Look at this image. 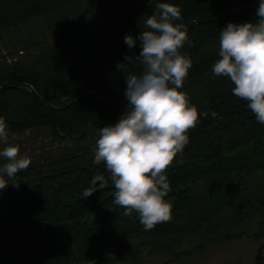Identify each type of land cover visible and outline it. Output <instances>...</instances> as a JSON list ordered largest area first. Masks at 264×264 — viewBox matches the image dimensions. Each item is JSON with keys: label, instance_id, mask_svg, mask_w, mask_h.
I'll return each instance as SVG.
<instances>
[{"label": "trees", "instance_id": "1", "mask_svg": "<svg viewBox=\"0 0 264 264\" xmlns=\"http://www.w3.org/2000/svg\"><path fill=\"white\" fill-rule=\"evenodd\" d=\"M159 2L181 9L176 23L187 39L179 51L192 67L179 91L199 118L166 172L171 218L145 230L138 213L114 204L110 173L93 161L100 129L127 110L125 76L143 71L138 37L155 2L0 0V119L7 144L30 160L4 175L0 264H144L155 253L173 264L214 243L264 235V124L230 79L212 72L220 31L255 22L260 0ZM96 174L107 186L86 197Z\"/></svg>", "mask_w": 264, "mask_h": 264}, {"label": "clouds", "instance_id": "2", "mask_svg": "<svg viewBox=\"0 0 264 264\" xmlns=\"http://www.w3.org/2000/svg\"><path fill=\"white\" fill-rule=\"evenodd\" d=\"M155 13L145 20L140 32L141 52L136 60L143 66L139 74L125 76L126 112L115 126L99 131L94 163H103L115 187L114 204L125 209L124 215L139 214L145 230L171 218V205L165 200L170 191L166 175L174 158L189 142L187 133L196 127L199 113L186 93L179 91L192 67L191 59L180 53L187 36L181 9L159 0ZM255 22L228 23L219 34V58L212 66L216 76L230 79L232 92L247 101V107L264 124V0H260ZM124 42L134 48L136 40L126 35ZM119 67V65H118ZM207 117L208 112L203 114ZM213 118L217 113L213 110ZM8 131L0 119V192L7 186L4 175L12 178L27 169L30 160L20 157L18 146L7 144ZM99 182V189L97 188ZM104 175H94L86 197L106 188Z\"/></svg>", "mask_w": 264, "mask_h": 264}, {"label": "rangeland", "instance_id": "3", "mask_svg": "<svg viewBox=\"0 0 264 264\" xmlns=\"http://www.w3.org/2000/svg\"><path fill=\"white\" fill-rule=\"evenodd\" d=\"M254 230V228H251ZM192 243H184L187 249ZM264 254V235L261 238H245L224 244L214 243L189 257L173 264H256L257 258ZM165 255L155 253L144 257V264H165Z\"/></svg>", "mask_w": 264, "mask_h": 264}, {"label": "water", "instance_id": "4", "mask_svg": "<svg viewBox=\"0 0 264 264\" xmlns=\"http://www.w3.org/2000/svg\"><path fill=\"white\" fill-rule=\"evenodd\" d=\"M238 10H240V9H235V10H231V11H229V12H227L226 14H229V13H233V12H236V11H238ZM199 22V21H198ZM42 100V99H41ZM126 100V99H125ZM125 100H123V101H125ZM43 101V100H42ZM47 106H48V104L45 102V101H43Z\"/></svg>", "mask_w": 264, "mask_h": 264}]
</instances>
